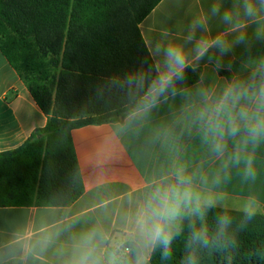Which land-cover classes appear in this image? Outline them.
<instances>
[{"label":"clouds","instance_id":"1","mask_svg":"<svg viewBox=\"0 0 264 264\" xmlns=\"http://www.w3.org/2000/svg\"><path fill=\"white\" fill-rule=\"evenodd\" d=\"M212 20L219 28L215 33ZM260 44L264 0H212L206 13L193 16L186 32L163 30L145 45L147 57L140 68L110 80L128 100L124 127H142L155 110L167 105L169 119L155 129L154 137L163 143L198 138L207 160L219 164L210 179L204 161L192 170L174 162L125 214L123 224L129 232L123 239L113 241L99 224L81 230L73 235L63 264H149L157 249L161 259L168 260L185 220L189 232L181 264H199V252L212 246L235 247L228 235L229 216L220 215L215 232L209 234L205 216L217 200L205 186L228 181L233 168L245 181L257 179V151L264 144ZM257 203L250 196L244 204L245 221L257 214ZM49 242V237L41 239L40 249Z\"/></svg>","mask_w":264,"mask_h":264},{"label":"trees","instance_id":"2","mask_svg":"<svg viewBox=\"0 0 264 264\" xmlns=\"http://www.w3.org/2000/svg\"><path fill=\"white\" fill-rule=\"evenodd\" d=\"M161 1L0 0V50L48 117L22 146L0 153V208L65 207L83 195L72 131L123 121L128 100L110 80L141 67L140 24ZM220 215L231 218L235 247L203 249L199 264H264V215L245 221L242 211L208 209L210 235ZM188 224L172 257L157 249L151 264H181Z\"/></svg>","mask_w":264,"mask_h":264},{"label":"crops","instance_id":"3","mask_svg":"<svg viewBox=\"0 0 264 264\" xmlns=\"http://www.w3.org/2000/svg\"><path fill=\"white\" fill-rule=\"evenodd\" d=\"M211 2L162 0L140 24L145 43L165 29L186 32L193 16L206 13ZM211 24L214 33L219 30L215 20ZM257 50L264 53V44ZM168 119V106L164 105L139 128L124 127L120 121L74 129L83 195L65 207L0 208V264H63L71 252L73 235L97 224L113 241L123 239L129 232L123 224L125 214L134 210L136 202L174 162L186 163L192 170L204 161L203 170L211 179L219 162L207 160L198 138L163 143L154 137L155 129ZM47 122L48 117L0 50V153L19 148ZM256 168L255 182L243 180L233 168L228 181L205 186L210 189L207 194L217 200L216 207L242 211L249 197L255 196L257 214L264 215V144L257 151ZM45 237L50 242L42 251L39 241Z\"/></svg>","mask_w":264,"mask_h":264}]
</instances>
